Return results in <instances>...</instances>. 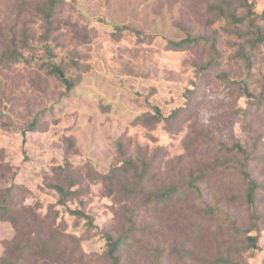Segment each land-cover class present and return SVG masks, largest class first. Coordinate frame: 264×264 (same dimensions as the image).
Wrapping results in <instances>:
<instances>
[{"label":"rangeland","instance_id":"obj_1","mask_svg":"<svg viewBox=\"0 0 264 264\" xmlns=\"http://www.w3.org/2000/svg\"><path fill=\"white\" fill-rule=\"evenodd\" d=\"M250 2L263 26L264 0ZM214 3L0 0V205L12 215L0 218V256L8 264H110L106 231L125 238L120 264H264V194L258 230L235 244L227 222L249 231L245 203L200 211L215 195L244 193L245 170L264 185V46L249 76ZM187 38L199 41L171 44ZM229 158L238 163L206 170ZM128 161L146 167L141 183ZM190 171L205 173L199 191L187 188ZM55 185L73 193L66 204ZM171 186L183 193L168 205L144 203ZM249 236L258 248L238 250Z\"/></svg>","mask_w":264,"mask_h":264},{"label":"trees","instance_id":"obj_2","mask_svg":"<svg viewBox=\"0 0 264 264\" xmlns=\"http://www.w3.org/2000/svg\"><path fill=\"white\" fill-rule=\"evenodd\" d=\"M209 7H210V11L216 14L217 20H224L227 23L228 27L226 28V31H228L229 35L235 36L238 39V47L240 50L237 52V55L241 58V60L246 62L247 73L249 76H251L253 69L251 63L252 57L255 51H257L260 46H264V25L263 26L258 25V20L260 17H258L253 11L254 4L250 2V0H217V3L211 4ZM48 11L49 13L47 14V19L51 17L53 13V8L49 7ZM261 20L264 22V11L261 16ZM47 21L50 24V21L49 20ZM198 41L199 39L197 38L195 39L187 38L180 42H171V44L175 48H185L186 46ZM55 73H58L59 77L63 78V74L60 72L59 68H55ZM64 82L67 86L68 91H71L74 87V83L65 79ZM244 92L249 97H253V93L250 91L249 87L246 86ZM160 117H161V113L159 109L156 108V114H154L151 117V119L155 121L158 120ZM29 129L34 130L35 124H32ZM200 136H204L206 138L210 137L208 133H201ZM237 149H238V154L245 155V158L249 161L250 156L247 153V151L245 152L241 146H238ZM223 157L225 156H222V159H224ZM235 161L238 163L237 159L235 158L225 159L222 162V164L216 161L214 166H206V170L215 171L218 168L223 167L224 164L228 166L231 162H235ZM128 164L133 170H135L136 180H138V182L141 183L146 175V171H147L146 167L142 166V169L138 171L137 166L132 161H128ZM204 175L205 173L202 171L200 172V175L197 178H194L193 172L190 171L188 175L190 180L188 182L187 188L195 189L196 191H199V188L196 183L203 182L206 179ZM244 175H245L244 193H239L232 196L215 195L213 207L207 206V208L205 209L200 208V211L203 212L205 215L213 216L215 214L222 212L221 211L222 206H230L235 203H243V204L245 203L248 206L252 215L250 220L251 227L249 231H242L241 229L237 228L236 226L237 221L234 218L232 219L231 216H229L231 220L230 223L227 222V227L234 235L232 238L233 239L232 243L234 244L237 243V241H239L238 240L239 238H237L236 236L240 237L242 235L250 233L251 231L258 230V226L255 221L258 220L259 217L255 213V207L257 205L258 199L262 196V194H264V185L262 183H259L254 178H252L251 174L247 170L244 171ZM107 178L110 180V182L116 181V176L114 174L108 175ZM120 186L127 195H131L132 197H136L138 195L139 186L129 187L127 184ZM53 187L58 192V194H60V203L63 205L66 204L67 201L73 196V193L70 190L65 189L61 185H55ZM182 193L183 190H179V188L176 186H171L165 189L164 191H162V193L158 195L155 194L149 195L148 198L144 200V203H146L151 208L164 207L168 205V203L172 202L173 199L175 200L179 198ZM77 215L84 216L80 212H77ZM225 215L228 216L226 213ZM2 217H7L8 220L10 219L9 221H11L12 219V215L10 213L8 204L0 205V218ZM104 236L108 246V250L106 253V257L108 261L110 262V264H120L122 259V254L127 245L125 238H123L122 236L115 237L108 231L105 232ZM246 241H249V243H246ZM257 242H258L257 236H249L248 238H246L245 241H242V243L245 244V246L239 245L237 249L246 253L251 249H257L258 248ZM223 262H225L226 264H238V262L232 261L231 259L220 258L217 261V263H223ZM8 263H9L8 261H6L5 259L2 258V256H0V264H8Z\"/></svg>","mask_w":264,"mask_h":264}]
</instances>
